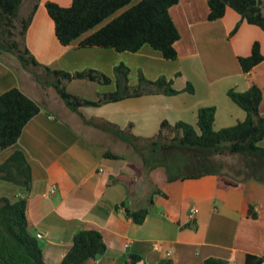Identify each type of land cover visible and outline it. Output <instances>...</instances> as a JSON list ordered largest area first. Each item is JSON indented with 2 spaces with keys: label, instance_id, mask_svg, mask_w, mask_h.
Masks as SVG:
<instances>
[{
  "label": "crops",
  "instance_id": "crops-1",
  "mask_svg": "<svg viewBox=\"0 0 264 264\" xmlns=\"http://www.w3.org/2000/svg\"><path fill=\"white\" fill-rule=\"evenodd\" d=\"M45 1L24 0L20 8V15L25 16L37 3L24 35V44L35 60L71 73L95 69L111 78L107 84L74 79L65 84L68 92L96 100L98 94L114 91V67L119 63L129 69L130 86L137 83L141 71L151 80L159 76L172 79L178 90L190 82L194 90L82 106L78 113L64 104L53 87L37 83L12 54L0 53V93L15 86L40 106L16 144L0 151V163L14 150L24 153L31 171L30 189L26 193L0 179V197L14 201L26 196L27 227L35 236L41 234L37 239L46 263L61 262L77 231L96 229L107 248L85 264H126L128 253L140 256L138 264H158L162 259H170L172 264H203L207 258L244 264L246 254L262 257L264 264V163L248 155L173 149L182 162L179 164L178 157L170 160V167L175 166L171 175L200 176L169 181L165 167H153L144 175L141 162L136 167L128 160L134 148L102 128L104 121L120 129L131 124L127 132L138 138L152 137L162 120L195 126L197 111L204 106L215 108L213 129L232 126L245 118V112L227 91L242 92L252 84L261 89L259 111L264 114V31L241 21L230 7L221 18L209 20L208 0H179L169 9L180 34L175 44L178 56L167 60L146 44L136 52L79 46L100 25L62 45ZM52 1L61 6L71 3ZM138 1L131 0L110 17ZM261 11L264 13V0ZM254 41L259 42L263 60L243 73L238 57L249 55ZM33 70L41 79L48 78L42 67ZM259 145L264 147V137ZM105 151L121 158L104 157ZM218 175L240 182V189L219 188ZM192 205L197 213L190 222ZM145 206L148 213L141 223L125 214L126 207ZM249 206L255 217L249 215Z\"/></svg>",
  "mask_w": 264,
  "mask_h": 264
},
{
  "label": "trees",
  "instance_id": "trees-1",
  "mask_svg": "<svg viewBox=\"0 0 264 264\" xmlns=\"http://www.w3.org/2000/svg\"><path fill=\"white\" fill-rule=\"evenodd\" d=\"M23 1L0 0V53L12 54L20 65L32 74L37 83L53 87L58 97L70 110L79 113V108L82 106H99L128 97L149 94L193 93L190 82L178 90L173 87L172 79L159 76L151 80L141 71H138L137 83L130 86L128 84L129 69L124 63L114 67L116 85L114 91L98 94L96 100H89L68 92L65 84L74 79L107 84L111 78L90 68L71 73L39 64L24 44V35L37 8V3H33L29 12L21 16L20 8ZM178 1L139 0L82 38L79 46L108 47L119 52H136L146 44L158 51L164 59H176L178 52L175 44L180 34L170 16L169 9ZM130 2L131 0H71L68 6H61L55 1L46 0L44 6L54 23L57 40L60 44L67 45ZM227 7L236 11L241 21L256 25L264 31L261 0H208L207 18L209 20L221 18ZM238 26L239 23L232 32H235ZM262 60L263 54L258 41H254L251 45L249 55L238 57L243 73L251 70ZM35 67H42L48 79H41L33 70ZM227 96L245 112V118L232 126L218 130L213 129L214 106L198 109L195 126L184 121L169 123L167 120H162L158 132L147 138H138L127 132L131 124L127 129H120L117 125L104 121L102 128L111 131L137 151L141 148L137 141L144 140L147 142L144 148L150 152L169 147L172 148L171 150L180 149L183 152L208 150L214 153L248 155L264 163V147L259 145L264 137V114L259 111L262 99L261 89L256 84H252L242 92L229 89ZM39 111V104L18 87L13 86L0 93V151L16 144L25 124ZM103 156L111 159L121 158L119 154L111 151H105ZM142 164H145V159ZM163 167L167 170L169 181L200 176L190 173L171 175L175 166L170 167V162L164 163ZM0 179L20 186L26 193L28 192L31 171L21 150H14L0 163ZM217 185L219 188L240 189L241 187L240 182L223 175L217 176ZM156 192L164 195L157 189ZM25 205L26 196L14 201L0 197V264H47L37 237L28 230ZM248 212L251 217H255L252 207L249 206ZM147 213L146 206L136 210L125 208L126 216L135 223L143 222ZM106 248L98 230L77 231L70 248L59 264H85L88 259L103 255ZM139 260V255L128 253L124 261L126 264H138ZM262 262V257L245 255L244 264H261ZM158 264H172V261L162 259ZM203 264H227V262L207 258Z\"/></svg>",
  "mask_w": 264,
  "mask_h": 264
},
{
  "label": "rangeland",
  "instance_id": "rangeland-1",
  "mask_svg": "<svg viewBox=\"0 0 264 264\" xmlns=\"http://www.w3.org/2000/svg\"><path fill=\"white\" fill-rule=\"evenodd\" d=\"M112 18V17H110ZM110 18H106V22H108L110 20ZM105 20H103L101 23H99L98 25L102 26L104 25L106 22ZM97 25V26H98ZM16 38L18 39V37L16 36ZM44 79H48L45 78ZM188 123V122H187ZM191 125H193V123H189ZM147 142L143 141V140H139L137 141L138 146H140V151L137 150H132L133 153L131 152V156L128 158V160L133 161L136 165V167H138V162L144 161L145 159V164H142V171L143 174L146 175L145 173H148L150 170L154 169L153 167H161L163 168L164 163L169 164L170 160L172 158H174V160L176 159V157L179 158V164H181L182 162V157L180 156V154H176L173 153L174 150H171L172 148H166V149H161L159 151H155V152H150L147 149H145V145ZM144 148V149H143ZM132 149V148H131ZM222 153H227V152H222ZM190 155V154H189ZM190 157H192L190 155ZM197 156H194V158H196Z\"/></svg>",
  "mask_w": 264,
  "mask_h": 264
},
{
  "label": "built area",
  "instance_id": "built-area-1",
  "mask_svg": "<svg viewBox=\"0 0 264 264\" xmlns=\"http://www.w3.org/2000/svg\"><path fill=\"white\" fill-rule=\"evenodd\" d=\"M197 213V207L195 205H192L190 208H189V213H188V217H189V221L192 222L194 219H195V215ZM36 237L37 238H40L41 237V234L40 233H37L36 234Z\"/></svg>",
  "mask_w": 264,
  "mask_h": 264
}]
</instances>
